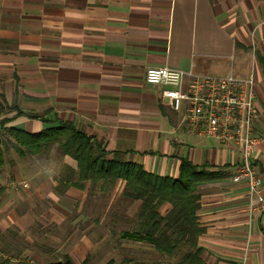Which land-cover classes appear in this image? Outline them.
I'll list each match as a JSON object with an SVG mask.
<instances>
[{"label":"crops","instance_id":"obj_1","mask_svg":"<svg viewBox=\"0 0 264 264\" xmlns=\"http://www.w3.org/2000/svg\"><path fill=\"white\" fill-rule=\"evenodd\" d=\"M161 67L185 72L183 86L188 75L253 76L264 194V0H0V100L24 113L5 126L35 134L67 122L156 176L177 179L182 161L207 168L218 177L196 191L203 260L264 264V212L233 180L238 151L187 132L162 87L144 82ZM51 156L17 154L26 175L15 161L0 179V264H91L95 238L111 233L117 198L90 197L89 183L74 185L75 161Z\"/></svg>","mask_w":264,"mask_h":264},{"label":"trees","instance_id":"obj_2","mask_svg":"<svg viewBox=\"0 0 264 264\" xmlns=\"http://www.w3.org/2000/svg\"><path fill=\"white\" fill-rule=\"evenodd\" d=\"M6 111H15V115L1 119L0 130L8 134L10 144L20 157L39 155L52 149L49 147L55 144L57 146H53L61 155L70 157L76 163V187L82 188L85 183L99 184L104 192L119 183V196L131 203H139L134 213V228L120 231L119 238L145 243L161 258H167L153 263L125 258L120 263L110 260L106 264H206L202 257L203 250L198 245V238L204 229L197 219L199 196L196 191L202 182L218 177L214 172L182 161L177 179L156 176L146 172L141 165L124 160L122 153L105 150L91 136L67 122H58L35 134L7 128V123L24 113L16 106L4 105L0 100V114ZM2 147L3 141L0 140V168L4 165ZM165 206L168 209L162 213ZM120 217L115 214L116 219ZM113 230L111 227V234ZM180 248H183V252L177 255ZM176 256L179 257L173 262ZM51 264L74 263L65 256Z\"/></svg>","mask_w":264,"mask_h":264},{"label":"built area","instance_id":"obj_3","mask_svg":"<svg viewBox=\"0 0 264 264\" xmlns=\"http://www.w3.org/2000/svg\"><path fill=\"white\" fill-rule=\"evenodd\" d=\"M181 70L148 68L144 82L161 86V98L174 111L182 114L187 132L200 138H210L234 148L240 164L233 180L247 187L250 209L264 212L262 178L254 161L261 139L255 133L259 110L255 101L254 79L231 74L222 77L189 76Z\"/></svg>","mask_w":264,"mask_h":264},{"label":"rangeland","instance_id":"obj_4","mask_svg":"<svg viewBox=\"0 0 264 264\" xmlns=\"http://www.w3.org/2000/svg\"><path fill=\"white\" fill-rule=\"evenodd\" d=\"M0 140L3 141V155H4V166L0 169V179L4 181V184L9 183L12 180V175H15V173L12 172L11 168L15 165V161L17 160L16 152L13 148V146L10 144V139L8 137V134L6 132H0ZM55 144H52V148L50 149V154L52 155L51 158L52 161L56 162L59 159V156L61 155L57 149L53 146ZM57 146V145H55ZM41 157H36L37 159L41 160L43 159ZM24 159V158H23ZM26 162V169L30 166L29 158L24 159ZM19 170H21L20 174L23 176L26 175V170L24 171L22 164L24 163L22 161H18ZM29 164V165H28ZM35 168V167H31ZM119 183H116L114 186L109 187L107 191L102 192L103 189L98 185H91L89 184V187L87 188V193L90 197H99L100 200L107 201L109 199H112L116 196L117 201L109 207L108 212L117 214V216L121 219H115L113 222H110V227L114 228L112 231V234L104 237L95 238V241L98 243L97 247L95 249V252L92 253L88 258V261L91 264H106L108 261L112 260L115 263H120L125 258H130L132 260L138 261V262H161L167 260V258H161L159 255H157L149 245L145 243H139L134 241H128L123 240L119 238V232L120 231H131L134 228V213L136 212L137 208L133 207V203L137 202H130L128 199L124 197H120L118 194V190L120 189ZM121 190V189H120ZM118 194V195H117ZM139 203H137L138 205ZM137 207V206H136ZM167 206L162 208V213L166 212ZM37 209V208H36ZM39 210V208L37 209ZM127 210H131L133 213L130 217L123 216V213H125ZM120 213V214H118ZM108 220V219H107ZM107 222V221H106ZM108 224V222H107ZM114 225V226H113ZM183 248H180L177 255L182 254ZM179 256H176L172 259L173 262L177 260Z\"/></svg>","mask_w":264,"mask_h":264}]
</instances>
